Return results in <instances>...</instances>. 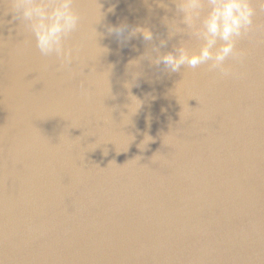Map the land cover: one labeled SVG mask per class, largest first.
<instances>
[{
	"label": "water",
	"instance_id": "1",
	"mask_svg": "<svg viewBox=\"0 0 264 264\" xmlns=\"http://www.w3.org/2000/svg\"><path fill=\"white\" fill-rule=\"evenodd\" d=\"M73 7L61 68L0 0V264H264V29L237 40L229 77L144 59L133 80L174 0ZM122 22L153 41L109 32ZM180 42L203 44L181 33L160 51Z\"/></svg>",
	"mask_w": 264,
	"mask_h": 264
},
{
	"label": "clouds",
	"instance_id": "2",
	"mask_svg": "<svg viewBox=\"0 0 264 264\" xmlns=\"http://www.w3.org/2000/svg\"><path fill=\"white\" fill-rule=\"evenodd\" d=\"M8 3L13 20H19L34 35L41 56H55L61 68L71 66L74 53L72 47H66V41L79 29L81 22L80 13L73 7L74 0H8ZM174 3L179 19L170 20L165 16L162 20L168 29V38L161 39L159 45H153L139 59L129 61L133 80L142 75L140 65L144 59L157 66L163 65L171 72L179 71L181 66L196 68L210 61L209 70L218 69L224 77H229L233 71L225 63L228 58L235 57L243 62L247 55L245 50L237 49V40L254 38L255 32L264 29L255 23L257 9L254 7L257 4L264 10V0H174ZM160 6L167 7L163 3ZM109 32L125 40L136 35L142 36L144 41L154 39L151 28L130 27L127 22L110 27ZM181 33L202 40L199 51L190 52L181 42L168 52L160 51L168 40ZM103 49L105 53L108 51ZM76 52L78 54V48ZM131 86V83L126 84V87ZM131 100L136 104V112L142 102L135 96H131Z\"/></svg>",
	"mask_w": 264,
	"mask_h": 264
}]
</instances>
